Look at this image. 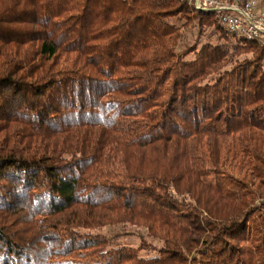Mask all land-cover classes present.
<instances>
[{
	"label": "trees",
	"instance_id": "obj_1",
	"mask_svg": "<svg viewBox=\"0 0 264 264\" xmlns=\"http://www.w3.org/2000/svg\"><path fill=\"white\" fill-rule=\"evenodd\" d=\"M233 35L187 0H0V264H264V45Z\"/></svg>",
	"mask_w": 264,
	"mask_h": 264
},
{
	"label": "built area",
	"instance_id": "obj_2",
	"mask_svg": "<svg viewBox=\"0 0 264 264\" xmlns=\"http://www.w3.org/2000/svg\"><path fill=\"white\" fill-rule=\"evenodd\" d=\"M202 11H214L230 33L264 45V5L258 0H187Z\"/></svg>",
	"mask_w": 264,
	"mask_h": 264
},
{
	"label": "rangeland",
	"instance_id": "obj_3",
	"mask_svg": "<svg viewBox=\"0 0 264 264\" xmlns=\"http://www.w3.org/2000/svg\"><path fill=\"white\" fill-rule=\"evenodd\" d=\"M168 20L174 21L178 26L180 27V32H181V39H180V45L179 48L182 49L184 46L187 45H192V44H197L199 41L202 43L205 42H211V43H217L221 41L215 31L212 29V27L207 28L203 33H200L198 28L195 25L188 24V25H183L185 24L184 21H181L180 19H177L176 17H170ZM180 20V21H178ZM238 37L236 36H231L230 41L233 45L238 41ZM191 57H194V55H190ZM122 230H127L129 232V235H124L121 238L120 242L126 243V244H131L135 247H137L140 242H141V235L139 234L138 230L135 229L133 226H126L125 228H122ZM112 230L110 228H104L102 229V232L109 234ZM132 232V233H131ZM112 233V232H111ZM153 254L155 253L154 249H150L149 251H142L143 255L147 254Z\"/></svg>",
	"mask_w": 264,
	"mask_h": 264
}]
</instances>
